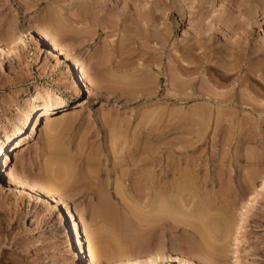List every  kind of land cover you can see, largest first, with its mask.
Returning a JSON list of instances; mask_svg holds the SVG:
<instances>
[{
    "label": "rangeland",
    "instance_id": "374dc122",
    "mask_svg": "<svg viewBox=\"0 0 264 264\" xmlns=\"http://www.w3.org/2000/svg\"><path fill=\"white\" fill-rule=\"evenodd\" d=\"M54 38L83 62L92 91L62 84L70 63ZM0 45L10 49L0 59V136L36 85L61 89L67 104L49 115L57 128L39 122L11 163L71 206L84 229L107 227L96 215L104 201L132 221L102 264H235L237 254L264 264V0H0ZM52 156L72 170L54 176ZM19 189L0 171V264H79L62 211L42 216L28 198L14 209ZM156 194L183 212L139 217ZM198 196L227 207L242 237L237 254L226 244L220 261L207 257L215 240H201L190 218Z\"/></svg>",
    "mask_w": 264,
    "mask_h": 264
},
{
    "label": "bare ground",
    "instance_id": "6f19581e",
    "mask_svg": "<svg viewBox=\"0 0 264 264\" xmlns=\"http://www.w3.org/2000/svg\"><path fill=\"white\" fill-rule=\"evenodd\" d=\"M30 35H31V39L33 40V42H35L37 45H39L40 42L44 41L42 35L36 30H32L30 32ZM25 37H26L25 35H21L12 41V44L15 46V48H17V46L21 45L22 43H26ZM49 41L53 47L52 49H54L56 52H59L60 54H64L65 55L64 59L68 60L70 63V66L67 69L68 71L61 73L62 75L60 77V80H61L62 84L69 87L70 92H74L76 94H80L83 91L84 87H86L90 91H92V88L89 87V85L87 84V81L85 80V77H84L85 76L84 75L85 74V65L83 64V62H81V60L77 56H73L67 50H65V48L62 47V45H60L55 38L50 39ZM13 51H15V49ZM9 52H10V49H7V46L0 45V59H2L1 63H3L2 57L4 55H7ZM30 93H32L31 96L27 100H25V102H23L21 105V111L19 110L20 115L18 117V120L16 122H14L12 125H10V127L8 126L9 128H7L5 130V133L2 136H0V171L4 175V177L9 179L10 181H13L14 183H16V185L18 184L20 187V189L18 191L13 190L12 193L14 194L13 196H15V200L13 201L14 204H12V203L11 204H12V206L15 205L16 208H14V209H16V210H23V209L26 210V206L28 205L26 203V201L28 198L29 203L31 201H33V206L39 209V213L42 216L46 215L48 217H49V215H52V214L56 215V213L52 211L53 210L52 208L55 207L56 209H60L62 212H61V215L59 216L60 217L59 220L62 221L63 225L66 226L67 234L70 236L69 241H72L73 240L72 237H75L76 243H74V244L77 245L76 248H78V253L79 254L81 253V256L78 257V259H77L78 263L79 264H102V262H101L102 255L101 254H103V253L107 254L109 251L108 250L109 245H113V243L116 241V239H118L120 241V239H119L120 237L119 238L117 237V235H118L117 233H119L120 230H125V231L127 230L129 232L131 230V228H134V226L132 227V225H133L131 223L132 221L130 220L131 221L130 222L127 219H123L122 216H120V214L117 213V211L112 210V208H108L109 205H106V202L104 201V203L102 202L103 205L98 209V213L96 211V213H97L96 215H98V216H100V218H102V220L105 223L102 221L101 222L103 224H106L107 227L106 226H105V228L102 227V228H104V229L101 228L102 230L98 229L99 227H97V230H101L98 232H96L97 230L95 232H93V230L92 231L89 230L88 229L89 227L84 229L81 225V222H80L78 216L76 215L74 209L71 206L65 204L61 198L53 197L49 193V191H47L43 187L41 182H37V180L35 181L34 179H32L28 173L24 172L23 170L21 171L17 167L16 164L11 163V161H10V159H11L10 153L12 151L19 149L26 141H28V139H29L28 135H30V134L33 135V134H35L36 131H38L39 122L41 123L43 120H48L47 122H48L49 128L48 127L47 128L49 130L51 129V131L52 130L54 131L55 128H57V126H56L57 121H54V122L51 121L50 122L49 121V119H50L49 115L53 114L58 108L65 107L67 105L66 101L64 100V98L61 94L62 93L61 89L58 90V89L53 88L52 86L36 85L34 89L30 90ZM50 141H51L50 143H52L55 140L54 141L50 140ZM57 146H58V144H57ZM51 148H53V147H51ZM54 156H56V155L54 154ZM51 159H52V161H50V162L52 164L56 165V168L52 166L54 168V170H52V172H53L52 174H54V176L55 175L59 176V174H61V172L63 173V172H67V171L72 170V166H71L72 164L70 165L69 161H67L68 158L66 159V158H62V157H58V156L53 158V156H52ZM49 166H50V163H49ZM38 177H41L40 180L42 179L41 175L40 176L38 175ZM260 187L261 188L259 189V191L264 190V183H262V186H260ZM160 192L161 191H159L158 194H161ZM256 193H257V191H256ZM261 193L259 192V195ZM158 194H156V195H158ZM156 195L154 196V197H156L155 201L152 200L153 203L149 202V203H151L150 206H149V204L146 205V206H149V207H147L148 210L147 211L145 210L146 212L144 211V213H143L141 211L142 212L141 213L139 211L140 212L139 215H138V213H136L139 217L144 218V219L145 218L150 219L154 213H159V216H160V214H162L164 212L172 214V215H175L179 211L183 212V211L178 209L179 206L177 205V201L170 202L166 198L165 195H164V197L161 195H158V196H156ZM171 196H169L170 199H171ZM255 196H256V194H255ZM257 196H258V194H257ZM199 198L201 199V201L197 202V207L195 206L196 209H194L195 213L193 214V212L191 211L193 215L190 214V218H194V220L197 221V224H196V222H195V224L200 229V236H201L200 239L201 240L202 239L204 241L209 240V242H211L210 239H212V238L215 240V242L212 245L209 244L210 245L209 248L214 250V252L207 251V252H209L208 254H206L207 257H209L211 259L213 258L216 261H220L219 256H221L223 251L225 250L226 244H227V246H228V244H229V246L232 245L234 247V251L237 254L238 250H239L238 247L241 245V242H242V237H236L235 236L234 229L236 227L234 226V228H233V225H236L237 223H234V220L232 218L233 216L230 214V212H228L227 207L222 206V204L218 205L216 203H215L216 205L213 206V205H211L212 202L209 203L210 199L209 200L206 199V202H207L206 203L204 200V197L201 198V196H200ZM255 198H256L255 200H257V197H255ZM194 201H195V199H194ZM253 202H254V200H252L250 204L248 203L249 206H247L248 208L246 207L247 208L246 210H248L247 212H249V208L252 207V204H254ZM2 205H4V204H2ZM133 208H135V206ZM142 209L143 208L141 206V210ZM180 209H183V208H180ZM136 212H138V210ZM247 212L243 213V216L245 218H246ZM188 213H186V214L188 215ZM155 215H157V214H154V216ZM163 215L164 214H162L161 216H163ZM102 223H101V225L98 223V226H102L103 225ZM239 226H240V227H238L239 234L242 235L245 226H243L241 224ZM146 230H148V229H146ZM115 234H117V235L115 236ZM118 236H120V235H118ZM121 237H122V235H121ZM117 244H118V242H117ZM71 247H72V245H71ZM101 251H103V252L99 253ZM247 251H248V249H247ZM117 252H120V251H117ZM159 256L162 259L163 254H162V256L159 254ZM110 257L112 258V256H110ZM157 257L154 258V256H153V257H148L147 259L144 258L146 261H144L143 259L142 260L136 259V260H129V261L127 260V261H123L124 263L120 261L121 263H117V264H144V262H145V264H155L158 259H159V261H161L160 258L159 257L157 258ZM236 258L237 259H236L235 264H241V261H240L238 254L236 255ZM178 260L181 261L182 259H178ZM184 261L188 262V260L187 261L184 260Z\"/></svg>",
    "mask_w": 264,
    "mask_h": 264
}]
</instances>
